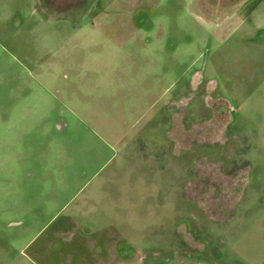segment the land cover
Segmentation results:
<instances>
[{"label":"rangeland","instance_id":"rangeland-1","mask_svg":"<svg viewBox=\"0 0 264 264\" xmlns=\"http://www.w3.org/2000/svg\"><path fill=\"white\" fill-rule=\"evenodd\" d=\"M85 1L0 0V264H264V0Z\"/></svg>","mask_w":264,"mask_h":264},{"label":"crops","instance_id":"crops-1","mask_svg":"<svg viewBox=\"0 0 264 264\" xmlns=\"http://www.w3.org/2000/svg\"><path fill=\"white\" fill-rule=\"evenodd\" d=\"M85 3H86L85 0H79L77 5H75V6L74 5L72 6V4L68 5V7L66 9H62V10L58 9L57 10V9H54V8H51V7H49V8L52 9V10H55L56 12L79 11V10L83 11L82 9H83V6H85L84 5ZM99 4H100V0H93V2L90 3L89 6L85 10L86 16L90 17L91 19H92V17L97 18L98 16H102L103 13L106 12L105 8H107V6L105 7L104 4H103V6L102 5L99 6ZM94 27H95V29H97V26L94 25ZM102 32L103 31L101 29L99 31V34H100V36L102 38V41L105 44L110 45L112 48H117L118 45H119V43H118L119 41L117 40V38H118L117 35L118 34H116V32L114 31L115 33L113 35L111 34L110 36H107V35H103ZM126 41H128V39Z\"/></svg>","mask_w":264,"mask_h":264}]
</instances>
